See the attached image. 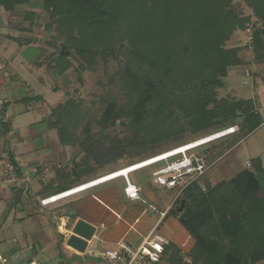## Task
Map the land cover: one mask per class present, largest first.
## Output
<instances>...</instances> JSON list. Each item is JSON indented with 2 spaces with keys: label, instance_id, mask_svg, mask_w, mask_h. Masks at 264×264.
<instances>
[{
  "label": "rangeland",
  "instance_id": "obj_1",
  "mask_svg": "<svg viewBox=\"0 0 264 264\" xmlns=\"http://www.w3.org/2000/svg\"><path fill=\"white\" fill-rule=\"evenodd\" d=\"M165 1L105 0L97 5L100 0H92L90 8L101 7L108 12L93 24L88 15L85 19L75 0L35 3L43 14L34 38L44 42L50 52L48 56L43 53L42 59L46 61L39 68L43 77L47 74L52 78L50 87L61 97L50 115V127L58 142L51 149L57 151L60 162L57 168L54 163L47 168L50 173L59 171V176H55L57 186L69 180L90 182L163 151L212 136L221 125L237 127L238 132L199 147L197 151L208 170L201 177L179 181L188 185L185 191L178 193L181 184L180 189L171 192V202L166 208L171 211L164 222L176 223L177 242L160 233L168 242L160 261L136 263L224 264L219 259L218 242L241 237L229 228L231 212L219 217L215 214L213 198L219 208L222 192L219 189L225 191L224 184L237 177L246 180L255 175L250 160L260 144L256 135L243 139L256 118L250 102L242 100V94L249 91L247 83L238 85L240 77L245 79L257 72L245 61L255 49L251 45L241 48L233 38L234 33L249 29L252 23L234 31L225 41L214 39L218 58L212 63L194 64L191 58L180 55L181 47L188 44L186 38L183 41L178 38L175 28L166 29L163 42L157 35V19L162 10L158 5ZM168 1L173 5L170 15L173 24L179 23L181 20L175 14L182 7ZM214 4L240 16H252L244 0H214ZM100 20L106 21L99 23ZM224 60L230 64L222 70ZM52 69L54 73L49 71ZM201 82L203 91L199 96L195 90ZM140 103L144 106L135 110ZM111 106L120 112L115 121L111 120L113 113L104 117ZM187 141L190 143L184 144ZM51 149L46 151L50 153ZM173 161L175 158L151 164L130 177L145 182L148 177L143 170H146L153 184L163 187L156 182L155 173ZM121 182L125 183V178L102 185L119 186ZM92 191L88 189L81 194ZM7 203L0 200V216ZM1 226L0 219V242L15 228L13 215L2 229ZM243 236L244 243L235 249L240 263L264 264V259L253 261L260 254L256 233L247 229ZM197 238L205 241L204 247H196Z\"/></svg>",
  "mask_w": 264,
  "mask_h": 264
},
{
  "label": "crops",
  "instance_id": "obj_2",
  "mask_svg": "<svg viewBox=\"0 0 264 264\" xmlns=\"http://www.w3.org/2000/svg\"><path fill=\"white\" fill-rule=\"evenodd\" d=\"M35 3L39 0H0V200L8 202L0 219L4 226L13 215L15 225L10 236L0 242V253L7 264H112L103 257L104 251L115 250L119 244L135 250L155 228L177 242L176 223L164 222L175 190L153 184L146 170L145 182L130 177L143 168L131 172L119 186L99 184L88 188L93 190L89 194H81L86 189L48 205L40 204L42 199L87 182L69 180L57 186L59 171L50 173L47 168L50 163L57 168L60 162L57 151L51 149L58 142L50 115L61 97L50 87L52 78L47 74L43 77L39 68L46 61L43 53L48 56L50 52L44 42L34 38L43 14ZM251 26L237 31L233 38L241 48L251 45L255 49L245 61L257 72L240 77L238 85L247 83L249 91L242 94V100L250 102L256 118L255 128L243 139L256 135L260 144L250 161L258 162L264 170V32L253 35L252 45V34L258 27ZM49 147L50 153L46 151ZM24 171L28 177L21 179ZM10 175L17 179L8 182ZM127 183L140 188L139 199L125 195ZM79 223L88 240L75 232Z\"/></svg>",
  "mask_w": 264,
  "mask_h": 264
},
{
  "label": "trees",
  "instance_id": "obj_3",
  "mask_svg": "<svg viewBox=\"0 0 264 264\" xmlns=\"http://www.w3.org/2000/svg\"><path fill=\"white\" fill-rule=\"evenodd\" d=\"M17 1L21 2L22 0ZM91 1L92 0H81L80 2L75 0V4H78L80 9H82L81 12H83L85 19L86 15H88L87 17L90 23L93 24L95 19H102L105 16V13L108 14V12L102 11L103 9L101 7H96L94 2L92 3L95 8H90L89 5ZM104 1L105 0H100V3H97V5L104 4ZM171 1L180 3L178 5L182 7L180 12L178 11L175 14V16L181 21L173 24V16H170L172 14L173 5H171L168 0L163 4H159L158 7H162V10L159 12L161 15L157 19V23H159L157 35L163 42L166 29L175 28L177 30L178 38L181 41L186 38L188 44V46L181 47L180 55L191 58V61L194 64L201 65L207 62L212 63L213 60L218 58V51L216 47H214L213 42L216 38L225 41L234 31L243 30L249 23H252V26L255 28L258 27L254 33L255 37L264 32V0H244L252 10L251 17L240 16L233 10H224L217 7L214 4V0ZM181 11L183 13H181ZM93 13L96 14V16H94ZM102 21L105 22L106 20H100L99 23ZM259 27L262 30H260ZM224 61V63L221 62L222 64L220 66L222 70L225 69V66L230 64L228 60ZM218 65H220V63H218ZM200 76L201 75H199V77ZM146 80L150 81L148 78ZM150 82L153 83V81ZM195 91L198 92L199 96L201 95V92L203 91L202 82L197 85ZM143 106V103L136 104L135 110H138ZM111 113L115 115L111 119L112 121H115L120 115V112H116L115 107L111 106L108 107L106 116L104 117L109 116ZM229 127L231 126H227L226 124L221 125L215 130V132L225 130ZM254 128L255 126L253 125L248 127L249 132ZM187 143H190V141H187L184 144ZM170 150H167V152ZM162 153H164V151L160 154ZM11 163L15 165L14 162ZM252 167L255 175H251L246 180H241L238 177L234 178L230 180V182L224 184V188H226L225 191L219 189L222 191L220 193L221 206H218L219 208L216 206V199L213 198L212 206H214L215 214L219 217L231 212L232 220L229 222V228L237 232L236 234L241 237V239H229L228 242H218L220 249L218 254L220 257L219 259L220 262H223L224 264H241L235 249L239 243L240 245L244 243L245 238L243 235L246 234L247 229H253L257 236V250L260 254L259 256L256 255L253 261L256 263L264 259V170L260 167L258 162H252ZM186 188L188 189V187ZM170 211L171 209L168 213H170ZM242 219H244L245 222H243ZM204 244V240L196 239V247H204ZM167 248L168 246L165 247V249Z\"/></svg>",
  "mask_w": 264,
  "mask_h": 264
},
{
  "label": "built area",
  "instance_id": "obj_4",
  "mask_svg": "<svg viewBox=\"0 0 264 264\" xmlns=\"http://www.w3.org/2000/svg\"><path fill=\"white\" fill-rule=\"evenodd\" d=\"M237 131H238L237 127H229L221 132L213 134L212 136L184 145L182 147L172 150L171 152L166 153L169 154L181 150V152H178L167 158V160L175 158V161L171 162L170 164H167L165 167L161 168L155 173L156 182L160 186L165 187L166 189H175V188L177 189L182 184L179 181H183L185 179H188L189 177H193V178L201 177L208 170V166L205 160L203 159L201 152H198L197 149L215 139H220L221 137L234 134ZM211 137H215V138L207 142H204L202 144H198L199 142ZM190 146L193 147L189 149H185ZM167 160L165 159V161ZM10 172L13 173V167H10ZM27 177H28V173L27 171H24L21 179H25ZM16 179L17 178L15 176L10 175L8 182L15 181ZM186 187H188L187 184L181 186L180 187L181 189L179 188L180 191L178 193H180ZM67 192H63L42 199L40 200V204L48 205L50 203H54L58 201L55 199L56 197L66 194ZM139 192H140V188H136L135 186H130L128 183L124 188V193L129 199H133V200L139 199ZM167 245H168L167 240L161 234H159L157 232V228H155L152 234L144 240L143 244L139 248L133 250L128 246L119 244L115 250L104 251L103 257L112 264H136L139 261L145 262L146 260H148L151 263H158ZM0 264H7V259L1 253H0ZM32 264H36V263H32Z\"/></svg>",
  "mask_w": 264,
  "mask_h": 264
},
{
  "label": "bare ground",
  "instance_id": "obj_5",
  "mask_svg": "<svg viewBox=\"0 0 264 264\" xmlns=\"http://www.w3.org/2000/svg\"><path fill=\"white\" fill-rule=\"evenodd\" d=\"M214 138L215 137L208 138L206 140H203V141L199 142L198 144H202V143L207 142L209 140H212ZM198 144H196V145H198ZM196 145H193V146H196ZM193 146H190V147L185 148V149H189V148H191ZM175 149H177V148H175ZM171 151L172 150H170L169 152H171ZM178 152H181V150L176 151V152H172V153H169V154H166V153H168V152H166V153H163V154H160V155H157V156L148 158V159L143 160L141 162H138L136 164H132V165H129L127 167L121 168V169L116 170L114 172L108 173V174H106L104 176H101V177H99V178H97L95 180H92L90 182L84 183V184H82V185L74 188L75 190L72 189V191H70V190H69V192L66 191L67 192L66 194L60 195V196L56 197L55 199L56 200H59V199H61L63 197L70 196V195H73V194L82 192V191H84V190H86L88 188H91V187L96 186V185H99V184H103L105 182L114 180L116 178H120V177L127 178L128 175L131 172L137 171V170H139L141 168H144L146 166H149L151 164H155V163H158V162L165 161V159L167 160V158H169L171 155H174V154H176ZM164 154H166V155H164Z\"/></svg>",
  "mask_w": 264,
  "mask_h": 264
},
{
  "label": "water",
  "instance_id": "obj_6",
  "mask_svg": "<svg viewBox=\"0 0 264 264\" xmlns=\"http://www.w3.org/2000/svg\"><path fill=\"white\" fill-rule=\"evenodd\" d=\"M80 225H81V224L79 223V224L76 226V228H75V232H77L78 234L82 235V237H83L84 239H87V240H88L89 236L87 235L86 232H84V231H82V230L79 229V226H80ZM180 255H181V254H180Z\"/></svg>",
  "mask_w": 264,
  "mask_h": 264
}]
</instances>
